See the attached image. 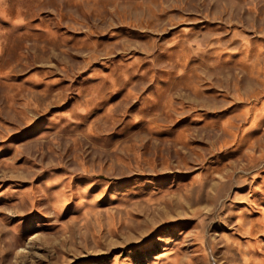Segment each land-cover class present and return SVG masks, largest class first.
Here are the masks:
<instances>
[{
	"label": "rangeland",
	"instance_id": "obj_1",
	"mask_svg": "<svg viewBox=\"0 0 264 264\" xmlns=\"http://www.w3.org/2000/svg\"><path fill=\"white\" fill-rule=\"evenodd\" d=\"M0 264H264V0H0Z\"/></svg>",
	"mask_w": 264,
	"mask_h": 264
}]
</instances>
